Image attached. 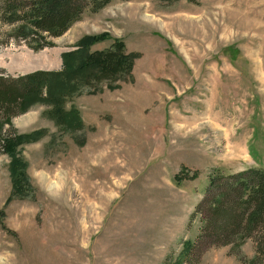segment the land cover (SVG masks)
Returning a JSON list of instances; mask_svg holds the SVG:
<instances>
[{"label": "rangeland", "instance_id": "rangeland-1", "mask_svg": "<svg viewBox=\"0 0 264 264\" xmlns=\"http://www.w3.org/2000/svg\"><path fill=\"white\" fill-rule=\"evenodd\" d=\"M90 6L39 51L0 24L9 37L0 68L11 75L61 69V53L86 35L110 36L91 52L118 39L138 54L130 78L92 81L66 100L63 112L74 109L81 126L41 103L11 119L17 135L37 134L15 151L30 184L22 198L11 194L0 143V264H163L169 254L177 264L200 232L208 173L264 169V0ZM45 53L58 56L55 68L39 66ZM255 255L264 264L247 239L200 247L191 260L253 264Z\"/></svg>", "mask_w": 264, "mask_h": 264}, {"label": "trees", "instance_id": "trees-1", "mask_svg": "<svg viewBox=\"0 0 264 264\" xmlns=\"http://www.w3.org/2000/svg\"><path fill=\"white\" fill-rule=\"evenodd\" d=\"M108 2L0 0V24L12 27L9 37L23 40L28 48L39 51L53 45L46 40L48 37L61 36L80 20L89 4L91 11L96 12ZM9 37L0 35V47L9 42ZM109 37L107 33L83 36L74 50L61 53L59 70L38 69L11 75L0 68V143L1 151L11 157L9 174L13 197L28 196L30 187L24 173L25 163L15 156L16 148L33 140L37 133L17 135L11 127V119L29 106L41 103L53 106L68 123L81 126L74 109L63 112L66 100L76 95L81 85H89L92 81H117L120 76L130 78L138 55L127 53L124 43L118 39H114L108 49L91 52L93 45ZM179 173L174 176L176 181L181 178ZM196 177V172L185 175L186 179ZM207 182L194 214L200 216V232L194 242L184 244L176 263L193 264L192 253L200 247L239 245L247 239H253L255 251L264 253V169L248 168L225 174L214 168L208 173ZM3 217L0 210V224L4 228ZM171 255H166L163 264H167ZM257 259L255 255L252 263Z\"/></svg>", "mask_w": 264, "mask_h": 264}, {"label": "bare ground", "instance_id": "bare-ground-1", "mask_svg": "<svg viewBox=\"0 0 264 264\" xmlns=\"http://www.w3.org/2000/svg\"><path fill=\"white\" fill-rule=\"evenodd\" d=\"M38 60H39V62H38L39 66H41L43 68L52 69V68H55L57 66V64H59V59H58V56L56 54L49 55V54L45 53L42 56H40V58ZM29 66L28 65H26V66L21 65L20 68H21V70H25V69L31 68V65H29Z\"/></svg>", "mask_w": 264, "mask_h": 264}]
</instances>
